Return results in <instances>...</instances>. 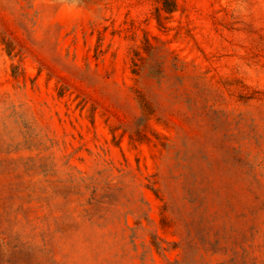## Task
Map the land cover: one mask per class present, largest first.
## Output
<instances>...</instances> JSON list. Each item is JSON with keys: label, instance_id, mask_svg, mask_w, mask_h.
<instances>
[{"label": "rangeland", "instance_id": "1", "mask_svg": "<svg viewBox=\"0 0 264 264\" xmlns=\"http://www.w3.org/2000/svg\"><path fill=\"white\" fill-rule=\"evenodd\" d=\"M173 1L0 0V264H264V0Z\"/></svg>", "mask_w": 264, "mask_h": 264}, {"label": "trees", "instance_id": "2", "mask_svg": "<svg viewBox=\"0 0 264 264\" xmlns=\"http://www.w3.org/2000/svg\"><path fill=\"white\" fill-rule=\"evenodd\" d=\"M161 10L163 12H165V13L170 14V13L176 11V5H175V3H174L173 0H162ZM142 51H143V53L146 54V57L145 58H142L140 56V53L138 51H135V57L137 59H140V60L142 59L143 61H146V60H148L150 58H153L152 55L156 51V48L153 47V46L147 45L145 48H142ZM137 59L132 60V69H131V72L133 74H138L137 73V70H136V68H137L136 60ZM147 75L149 77L159 78V79L163 77L161 70L160 71L150 70V71H148ZM138 102H139V106H140V109H141V117L137 120V122L135 124L137 130H139V128H141L142 126H144L147 123L148 118L150 116V113H149L150 112V107H149V105L147 103H144V101L142 99H139ZM137 130H136V133H135L136 136L140 140H144L145 139V136L143 134H141L140 130L139 131H137ZM237 152L238 151H235L234 149L231 150V155H232L231 159L234 158V156L236 155ZM236 161H239V160L236 159ZM191 177L195 179L193 173H192V176ZM151 190L156 194V189H151ZM192 192H193L192 188L189 189V193H188L189 197H192ZM189 202H191V203L197 202V209H201L202 208L203 201H202V198H200L199 195L196 197V199H193L192 201H189ZM224 224L225 223L222 222V226ZM230 226L233 228V225H230ZM231 227H229V228H231ZM235 255H236V252H235Z\"/></svg>", "mask_w": 264, "mask_h": 264}]
</instances>
